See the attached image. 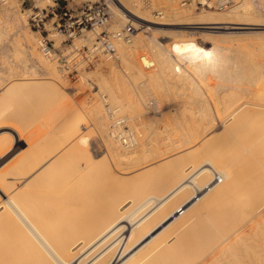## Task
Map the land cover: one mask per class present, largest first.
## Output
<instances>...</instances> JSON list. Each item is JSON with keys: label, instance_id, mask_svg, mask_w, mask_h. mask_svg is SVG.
<instances>
[{"label": "bare ground", "instance_id": "bare-ground-1", "mask_svg": "<svg viewBox=\"0 0 264 264\" xmlns=\"http://www.w3.org/2000/svg\"><path fill=\"white\" fill-rule=\"evenodd\" d=\"M113 1L117 5V11L134 25L139 22V27L181 24L151 21L137 14L136 9H132L131 2L126 4L127 0ZM17 8L16 1L8 0L0 9V34L14 24L11 16ZM236 8L222 13L200 11L183 18L190 25L187 27L205 31L202 36L210 43L205 50L195 38L187 43L172 35L173 39L169 43L173 52L171 56L166 46L167 49L155 39L143 35L144 30H135L134 39L130 43L116 41L115 57L100 60L105 62L99 65L96 74L99 89L107 94V103L118 108L116 110L119 113H125L124 117L131 120L127 121L129 126L137 121L134 120L135 115L142 114L143 97L123 81L116 62L125 68L131 63L130 58L135 63L137 52L144 49V42L151 48L156 67L145 69L148 76L146 88L150 94L161 96V99H153L157 102V108H167L173 104L175 97L181 96L197 100L202 106L197 108V114L202 118H209L207 124L202 122L203 126L195 121L196 126L193 125L192 120L189 124L185 123L179 129L184 130L180 133L177 130L180 123L178 121L177 131L173 132L180 135L176 133V139L181 144L174 143L176 146L170 147L168 142H175V135L174 138L169 135L172 132L170 130L168 135L163 136L164 131L160 129H167L170 123L163 122L161 126H156V120L157 124L153 125L154 123H149L154 120L150 114L152 121H146V125L141 121L144 129L139 130L140 127L135 123L130 126L133 134L131 146H123L113 140L111 135L106 136L104 144L107 156L104 155L101 160L99 156H92L88 149L87 134L91 132L82 134L75 127L77 112L70 111L72 117L69 119L62 108H41L44 111L42 113L35 106L47 104L52 99L54 102L58 98L55 91H58L61 83L58 86L55 84L63 77H59L55 61L51 62V59L36 52L33 46L35 41L23 34L32 56L42 65L45 73L59 79L57 81L54 78L56 83L49 80L47 92L42 94L44 97L41 99L38 98L40 95L33 97L36 87L24 90L21 94L22 100L32 98L29 104L33 106L30 108L34 107L37 110L33 111L36 112L40 110L43 120H39L36 125L31 120V124L27 121L29 125L25 123L28 127L25 129H19L18 127H23L20 124L18 127L0 130V160L13 147L18 148L8 157V161L0 164V237L7 234L8 230H13L19 237H16L18 243L21 242L20 249L15 242L16 247L13 249L17 251L11 252L15 259L9 256L10 260L7 256V264H264V80L260 82L255 96L242 94L252 90L256 80L262 78L264 61L247 66L236 62L237 65L230 69L211 67L216 60H220L217 54L219 51L241 42L242 38L236 33L249 32L251 29L260 30L252 32H264V23L256 15L246 8ZM183 13L175 9L173 16L175 19H182L180 16H184ZM118 26L119 24L111 25L112 28ZM231 33L235 35H229ZM86 35V42L91 45L94 36L91 33ZM241 56L245 57L243 54ZM141 57L142 55L140 60ZM229 58L233 56L230 55ZM138 63L136 62V69L141 75L143 69ZM213 73H217L223 82L232 81L234 84V87L226 85L230 89L222 95V105L219 108L210 91V82L204 78ZM160 76L166 78L170 85L177 81L180 84L189 83L191 91L179 95L164 90L161 88ZM200 77L207 80L198 84L195 78L199 81ZM18 90L17 83L5 88L0 93V105L9 95L15 98ZM81 98L83 99L82 96ZM90 100L87 101V114L96 127L98 125L102 128L108 124H105L108 118L106 106L101 103L103 101H97L98 98ZM12 101L13 98L11 101L7 98L6 102ZM6 102L3 107H6ZM30 108L28 112L31 111ZM210 108L215 109L217 122L213 118L215 114L210 113ZM19 110L21 113L17 108H10L11 115L8 112L7 116L12 117V120L20 119L21 116L22 121L23 113L29 118L34 115L32 112L28 114L25 111L27 108ZM184 111L186 113L185 109ZM160 113L169 115L168 112ZM35 115L37 116L36 113ZM161 115L157 114L159 122L164 118ZM3 116H0V119H4L2 122L6 118ZM189 116L192 118V115ZM200 116L195 119L201 121ZM26 117L24 116L25 120ZM154 118L156 119L155 116ZM185 118L187 121L190 117L185 115ZM38 119L39 116L35 120ZM17 121L16 124L20 120ZM148 129L153 141L150 145L151 154L159 151L164 156L172 150L176 152L165 155L163 160L160 157L157 159L160 153L155 156L153 154L155 162L148 160L149 165L141 172L143 167L139 171V164L136 163L140 159L139 153L143 151V134ZM163 139H169L165 144L168 148L160 151L159 146L163 143L160 140ZM194 140L198 143L192 149L178 152L185 146L184 141L190 145ZM52 144L55 145L53 149L50 148ZM127 203L129 204L124 207ZM5 236L2 239L3 248L10 238L7 237L6 240ZM11 239L13 238L9 240L12 241ZM6 248L10 249L9 244ZM7 249H1L3 252L0 254L6 253L4 250ZM13 253H18L19 256ZM1 256L2 260L5 259V255Z\"/></svg>", "mask_w": 264, "mask_h": 264}, {"label": "rangeland", "instance_id": "rangeland-1", "mask_svg": "<svg viewBox=\"0 0 264 264\" xmlns=\"http://www.w3.org/2000/svg\"><path fill=\"white\" fill-rule=\"evenodd\" d=\"M14 1H16V3L18 4L17 11L12 12L13 16H11V17L14 18V20L13 19L11 20V21H13L14 24L11 27H8L7 29H5L4 32H2L0 34V93H2L3 90L5 88H7L8 86H10V84H12V83H17L19 85V90L17 91V94H15V98L11 97L10 95L7 97L9 101H11L12 98H13V101L11 103L10 102H6L7 98H5L6 101L4 99V101L6 102V107H3V106H5V105H3L5 102L4 101H3L4 103L1 102L2 104L0 105V113L2 112L1 110H3L2 114H4V110H5V114H4V116L2 114H0V116L1 117L3 116V117H6V118L10 119L9 120L10 123H9L8 120H6V118H5V121H3L4 123L2 122V120H4V119H0V130H7L9 127H18V126H20V124H22L23 127L20 126L21 128L20 127H18V128L19 129H25V128H28L27 126L29 124H31V122H32V124L36 125L39 122V120L40 121L43 120V117H41L42 116L41 114L44 113L43 110L46 109V108H62L64 110L63 111L64 114L69 116V117H67L69 119H70V117H72V116H70V115H72L70 113V111L71 112L73 111L74 113L77 112L76 114L78 115V118L75 119L76 122L73 121V122L76 123L75 127H78L79 131H81L82 134L91 132V134L90 133L87 134L88 135L87 136L88 137V149H89V151H90L92 156L93 155L95 157L99 156L100 160H101L102 157H104V155H105V157L107 156V150H106V145L104 144V142H105L104 140H105L106 136L110 135L109 127H108L109 126V120L106 117L107 121H105V124L108 122V124L105 125L106 127L103 126L102 128L101 127L99 128L98 125L96 127L95 126V122L93 123V120H91V118L88 115L89 114L88 113V109L89 108L87 106L89 104L87 103V101H89V99L92 100L93 98L95 100H97V98H98L99 100H97V101H103V102H101V103H103V105L105 103H107V99H106L107 98V94L104 91H102L101 89H99L98 76L96 74L99 65H102L105 61H101V62L99 61L97 64H95L93 66H91V65L86 66L84 62H81L80 64H78L75 67H72V68L64 70V69L61 68L62 65H61L60 62L51 59L50 60L51 62L55 61V66H56V69L58 71L59 77H61V78L63 77V78L60 80L59 77H57L55 75H54L55 77H53V75L51 76L49 74H46L44 69H43V67H42V65L37 61V59L34 56H32L31 50H30L29 46L27 45V41H25L24 36L27 34L29 37H31V39H33L35 41L36 44L34 43L33 46L35 47L36 52L40 53V51L38 49V44H37V42H38V34L36 33V30L30 26L29 21H28V15L30 13L29 9L32 8L34 4H36L38 6H44L46 4H49L50 0H23L22 2H21V0H14ZM77 1H80V0H77ZM178 1L179 0H127L126 4H128V2H131V4L133 5L132 9L133 8L136 9V11H137L136 13L137 14H139L141 17H144V18L149 19L151 21H154V22L168 21V22H173V23H181V24H177V25L151 24V25H148L149 27L148 26L147 27H139V25H140L139 22H136L135 25H134L136 27V31L137 32H140V30H144V32H142L143 35L155 39V41L158 42L163 48H165V49L168 48L167 50L169 51V54H171V56H172L173 52H171L169 43L172 41L173 37H178L181 40L184 39L187 43L195 38L194 40L197 43L202 44V49H204V50L208 49L209 46H210V43L207 41L206 38H204L202 36L203 33H205V31H202V30H199V29L193 28V27H187V26H190V25L187 23L186 19H183V18L189 16L191 13L200 12V11H192V10L191 11H187L185 9H181V8H179ZM126 4H125V6H128ZM241 8L248 9V11H251L254 15H256V17L259 19V21L261 20L260 22L264 23V0H261V1L260 0H240V3H239V5L237 6L236 9H241ZM175 9L176 10L178 9V10L184 12L183 13L184 16H182V17L180 16V18H182V19H175L176 17L173 16V12H174ZM232 9H234V8H232ZM232 9H230V10H232ZM112 10H113V13H114L113 23H112L113 25H115V24L121 25V24H123L124 22L127 21L126 18L124 16H122V14H120L119 11H117V5L116 4H114L112 6ZM157 10H160L162 12V14H161L162 16L161 17H156L155 16ZM230 10H211L210 9V11L220 12V13L228 12ZM173 18H174V20H173ZM177 21H179V22H177ZM158 27H160V28L156 29ZM110 29H113V28L110 27ZM166 31H170V32H166ZM252 31H260V30H252L251 29V30H249V32L236 33L237 35H240L239 36L240 38H242L241 42L239 44H237V46L233 45L230 48L223 49L222 51H219V53H217V54H218L220 60H216L213 63V65H211V67H213V69H216V68L221 66L223 68H229L230 69L234 65L235 66L237 65L236 62H238V63L241 62L242 64H245V66H247V65H252L253 63L257 64L259 62L264 61V53H263L264 52V45L262 44V43H264V32H252ZM48 32L50 33V37L54 39L55 46H60V45L63 44V43H61L62 40H63L62 36L54 35L53 31H48ZM23 34H25V35H23ZM167 34H169V35L167 36ZM172 35H173V37H172ZM229 35H235V34L231 33ZM80 39H81V37H76L73 40V43H75V44L81 43L82 41ZM133 39H134V37H133ZM166 40H168L167 43H166ZM259 42H260V44H259ZM67 43L69 44L70 42H67ZM260 46H262V47H260ZM143 47H144V49L141 48V50H139L137 52V54H136L137 60L135 59V63H133L134 59L130 58V62L131 63L128 65V68H125V67L121 66L118 62H116L117 69H119V72H120V74L122 76L123 81H126V83H128L134 90L138 91V93L141 94L142 97H143V107L144 108H142V114H140L138 116L135 115L137 118L139 117L140 120H139V118L136 119V117H135L134 120L135 121L137 120L138 122L136 121L137 123L136 122H134V123L136 125L138 124L137 125L138 128L140 127L139 130H141V128L144 129V126L142 125L143 124L142 122H144V124L146 125L145 122L146 121L147 122L148 121H152V118L154 120L152 122H149V123H152V124L154 123L153 125H155L158 122V124L156 126H158V125L161 126L163 122H166L168 124L170 123L169 125L172 126L171 127L172 129L170 128L169 125H168L169 127H167V129H165L163 127H160V129L162 128L164 133L168 130L166 132L167 134L166 133L165 134L162 133L163 136L164 135H168V132L171 130L172 132L170 131L171 133H169V135L171 134L172 137L175 135L174 136L175 138L173 137L174 138L173 140L175 141V139L178 138V137H176L177 136L176 135L177 132L175 133L173 131H177L178 130V133L183 132L184 130L180 131L182 129L181 127L183 125L189 124L191 122H192L193 125H195V123H197V124H200V126H203L202 122H203V124H204V122L205 123L208 122L207 119L209 118V116H207L205 118L204 117L202 118L200 115L197 114V113H199L197 108H202V106L199 104V102H197V100L193 101V100H191L189 98H185V97L182 98L181 96L175 97L173 102H172L173 104L167 106V108H164V109L160 108V107L157 108V106L155 105L157 102H155V101L158 100V99H161L160 98L161 96L158 95V94H156V95L155 94L154 95L150 94L149 93V89L146 88V82L148 80V76L146 74V69L147 68L145 69V67L142 65V63L140 61V56L142 55V57L146 56V57L150 58L153 61V65L151 67H153V68H156V67L154 66V59H153V57L151 55L152 53L150 52L151 48L149 46H147L145 44V42L143 43ZM260 48L263 51H261ZM189 49L191 50V48H189ZM259 50L261 51V53H260ZM241 54H243V56L245 55V57H242ZM230 55H232L233 58L230 59L229 58ZM46 59H48V58H46ZM240 60H242V61H240ZM136 62H139L138 66H141L140 68L143 69V74H141V75L138 73V71L136 69ZM262 75H263V76H261L262 78H258V80H256L257 82L255 84V87L252 90L250 89L249 92H247V93L243 92L242 94L248 95L249 97L255 96L256 92L258 91V86H259L260 82H262V80H264V73ZM48 78H51V79H48ZM54 78L57 81L59 79L58 83L55 84V85L58 86L61 83L59 85L60 87H59L58 91H55V92H57V93H55V96L58 97V98H55V96H52L53 93L50 94L52 97L55 98V101L53 102V99H52V101L47 102V104L46 103H44V104L41 103L40 105H35V106L39 107L40 110H41V108H43V110H41L42 113H40L39 108H38L39 111H37V112L33 111V109H35V108L33 107L31 109L30 107H32L33 105L31 106L29 104L30 100H32V98H27V99H23L22 100V97H21L22 95L21 94L23 93L24 90L28 91V89L36 87L37 90H33V91H36V94H34L33 97H37V95H40L38 98L41 99L42 96H43L42 94H45L47 92L48 85H49V83H48L49 80L53 81L54 83L57 82ZM196 78H199V77H196ZM196 78H195V80L198 82V84L204 83V81H206L207 79L209 80V82H210V91L213 93V97L217 101V107L218 108L221 107V105H222L221 104L222 95L227 93L229 91V89H230V88H227L226 85H228L229 87L230 86L234 87V84H233L232 81H229L228 83L223 82L221 80V77H219V75H217V73L207 74L206 76H204V78H207L205 80L201 79V77H200V79L202 81L201 80L198 81V79H196ZM125 79H127V80H125ZM159 80L161 82V88H163L164 90H168L170 92L177 93L179 95H182V93H188V92L191 91V86L189 85V83L180 84V82L177 81L176 84L170 85V84H168L167 79L164 78L163 76H160ZM81 89H82V91H81ZM94 93L96 94L97 98L95 97ZM27 94H28V92H26L25 95H27ZM11 95L14 96L13 94H11ZM51 96H50V99H51ZM81 96L83 97V99L81 98ZM153 99H156V100H153ZM219 100H221V101H219ZM152 101H154V103ZM40 102H41V100L39 101V103ZM146 102L149 103V106L147 105ZM35 103L38 104L37 101ZM61 103H64V104L62 105ZM11 104H13V106ZM53 104H55V105H53ZM108 104L111 105L110 102ZM146 107H147L148 110L146 109ZM155 107H156V109H158L159 113H158V111H156ZM1 108H3V109H1ZM10 108H17L19 113H21L19 108L20 109L21 108H27V110H25L26 112H28V110H29L28 108H30L31 111H29L28 114L32 112V114L35 115V113H36L37 116L35 115V117L38 118V116H39L40 119L35 120L37 118H35L34 115H33L32 118H35L34 119L35 123H34L33 122L34 120L31 117L30 118L26 117V113H23L24 116L26 117V120H25L24 116H22L23 120L21 121V116H20V119H17L18 121L19 120L21 121V123H20V121L18 122L17 120H12L11 119L12 117H8L9 115H11L10 114ZM172 108H174L176 110H174ZM180 108L181 109L184 108L186 110V113L188 111L189 114L184 113L185 112L184 109L180 110ZM153 109H154L155 112L152 111ZM160 109H162V110H160ZM171 109L174 112H172ZM35 110H37V109H35ZM195 110L197 112H195ZM210 110H211L210 113L212 115H214L216 113L214 108H210ZM145 111H146V113H145ZM161 111H162V113L163 112H166V113L168 112L169 115H164V113H163L162 114L163 116H162L161 113H160ZM8 112H9V115L7 116ZM78 112H79L80 115L78 114ZM170 112H171V114H170ZM121 113L122 112H120L119 114L122 115V116L125 115V113L124 114L123 113L121 114ZM143 113L145 114V116H144ZM153 113H154V115H153ZM150 114L153 116L152 118H151ZM157 114H158V116L160 114L162 117H164V118H162L164 121L162 120V121L159 122V120H158L159 117L157 116ZM195 114H197V115H195ZM66 115H64V117ZM175 115H176V118H175ZM185 115H186V117L187 116L190 117L189 119L187 118L188 122L185 120L186 119ZM189 115H192V118ZM215 115L213 116V118L217 122L218 115H216V116ZM81 116H82V118H81ZM140 116L141 117L143 116V118H141ZM154 116L156 117V119L154 118ZM195 116H197V117H195ZM199 116L201 117V121H200V119H195V118H199ZM146 118H147V120H146ZM180 118L182 120H180ZM165 119L168 120V122ZM30 120H31V122H29ZM129 120H128V122H129ZM156 120H157V122H156ZM12 121H14V122H12ZM16 121L18 122L19 125L16 124ZM23 121H25V122H23ZM178 121H180L181 124ZM194 121H195V123H194ZM26 122L29 123V124H27ZM61 122H62V119H61ZM130 122H131V120H130ZM25 123H26L27 126L24 125ZM134 123H131L130 126L132 127V125ZM159 123H161V124H159ZM128 124H130V123H128ZM177 124L179 125L178 127L176 126ZM34 125H32V126L34 127ZM104 127H105V129H103ZM176 127H177V130H176ZM72 129H76V128H72ZM100 129H102L104 131L102 132V130H100ZM149 130L150 129H148L147 132H145L143 134V139H144V140L142 139L143 142H144L143 151H141L139 153L140 154V159L136 163V164H139L137 166L138 169H140L139 171H141L143 169L141 172L145 171L144 167L149 165V163L151 161H153V163L155 162L156 157L154 159L152 157L153 154L155 156V154L158 155L160 153V155L157 156V159L160 157L159 159L163 160L165 155L167 156L170 153L175 154L174 152H176V150H172V151L164 154V156L163 155L161 156V152H159V151H157L156 153L152 152V154H151L150 145H152L151 143L153 141L151 140L152 137L150 136L151 133H150ZM92 131H93V134H92ZM144 131H146V130H144ZM101 132L103 134H101ZM101 135L103 136L104 139L102 138ZM150 137H151V139H150ZM191 140H193V139H191ZM160 141H163V143L161 142L162 144L159 146V148H160L159 150L160 151H162L161 149L165 150L166 148H168V147H165L166 146L165 144H167L169 139H167V140L163 139V140H160ZM176 141H177V139H176ZM176 141L175 142L169 141L172 144H170L169 142H168V144L170 145V147H172V145L174 143H176V145L181 144V141H177V142ZM196 141H198V140H196ZM178 142H180V143H178ZM191 143L189 145V143L187 144V141H184L183 144L185 146H183V149L181 148L182 150L180 148H179L180 150L177 149V150H179L178 152H180V151L185 152L186 149H189V148L192 149L193 146L196 143H198V142H195V140H194L193 143L192 144ZM104 145H105V147H104ZM162 145L164 147H162ZM176 145H173V146H176ZM54 146L55 145L52 144V145H50V148L53 149V148H55ZM17 149H18L17 147H13L7 153V155H5L0 160V164L3 161H8L9 160L8 157H11L12 154L17 151ZM101 153H103V155ZM152 158H153V160H152ZM155 164H153V165H155ZM151 166H149V167H151ZM140 167L141 168L143 167V168L141 169ZM147 168L148 167H146V169ZM124 169H126V168H124ZM134 171L137 172L138 170L135 169ZM134 171H132V173L135 174ZM137 173H139V172H137ZM144 188H145V185H144ZM146 191H149V190H146ZM128 204L129 203L125 204L124 207H126ZM12 232H14V231L13 230H8V232H7L8 235L6 233H4V234L1 235L3 238L0 237L1 238L0 239L1 240L0 250L4 249V248L7 249L6 245H8V244H9V247H10V249L8 248L7 251L4 250V252H6V253L0 254V256L1 255H3V256L5 255V257H4L5 259H3L4 261L2 260V256L0 257V263L1 264H2V261H3V264H5V263L7 264V261H8V260L6 261L7 256H8L9 259H10L9 256H11L12 259H15V258H13L11 252L17 251L15 249H13L14 247H16L17 244L19 245V246L17 245L18 248L21 245L20 244L21 242L18 243V241L16 239V237H18V235L14 232L16 234V236L14 237V233H12ZM5 234H6V236H5ZM4 236H5L6 240L9 237L13 238L11 240L12 241L14 240V243L12 241H10L9 240L10 238H9L8 239L9 243L8 242H7V244L4 243L5 246L3 248V240L2 239H4ZM15 239H16V241H15ZM18 239H19V237H18ZM15 242H16V245H15ZM1 252H3V251L1 250L0 253ZM19 252H20V250H19ZM13 254L17 255L18 253H16V254L13 253ZM18 256L19 255H17V257ZM12 259H10V260H12Z\"/></svg>", "mask_w": 264, "mask_h": 264}, {"label": "built area", "instance_id": "built-area-1", "mask_svg": "<svg viewBox=\"0 0 264 264\" xmlns=\"http://www.w3.org/2000/svg\"><path fill=\"white\" fill-rule=\"evenodd\" d=\"M8 0H0V9ZM23 0H21L22 2ZM113 0H50L44 6L33 5L29 9L28 21L38 34L40 53L61 63L66 70L84 62L93 66L100 60H111L116 55V41L130 43L136 27L127 20L117 28L110 29L113 23ZM240 0H179V8L187 11L230 10L239 5ZM162 12L156 11L155 16L161 17ZM54 35L62 36L63 43L55 46ZM87 33L94 36L92 44H88ZM82 37V43L73 40ZM84 41V42H83ZM67 42H70L69 44ZM141 63L145 68L153 65V61L143 56ZM106 115L109 120V133L112 138L123 146H131V128L128 120L119 114L118 108L105 103Z\"/></svg>", "mask_w": 264, "mask_h": 264}]
</instances>
